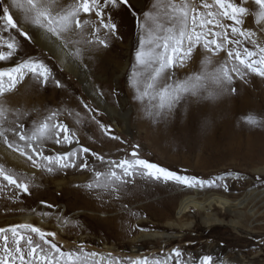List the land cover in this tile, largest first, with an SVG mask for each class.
Wrapping results in <instances>:
<instances>
[{
    "label": "rangeland",
    "instance_id": "1",
    "mask_svg": "<svg viewBox=\"0 0 264 264\" xmlns=\"http://www.w3.org/2000/svg\"><path fill=\"white\" fill-rule=\"evenodd\" d=\"M151 2L130 0L133 8L114 10L119 38L110 39L107 48L99 47L98 58L89 57L90 52H86L82 61L75 62V72L65 70L49 48L37 40L35 43L23 42L22 53L16 59L40 55L63 79L62 87L65 89L66 86V93L61 102H64L65 114L59 119L77 133L80 145L106 159L112 157L116 160L139 145L141 158L181 175L213 180L215 184L188 188L174 182H154L137 177L135 183L121 191L118 199L111 195L106 198L103 194L98 199L97 192L83 187L91 177L86 170L77 167L53 173L41 172L31 168L30 162L24 158L19 157L20 164H17L0 152V162H5L7 167L18 173H35L36 176L28 193L17 192L13 186L5 187L6 181L0 183V228L31 223L46 232L56 233L55 242L62 250L83 244L88 251L110 253L121 262L126 258L135 259L161 251L167 253L173 248H179L184 254L183 259L187 260L189 256L197 257L199 250H205L209 245L216 247L223 257L243 254L262 259L264 127L249 125L242 118L253 115L264 122V78L254 74H249L244 80L236 78L233 84L236 92H227L224 96L200 100L189 97L167 120L154 123L145 115V106L133 99L134 93L128 84L130 64L137 45L136 20L132 12L140 15L149 9ZM234 2L241 3V0ZM242 6L249 7L250 11L254 7L249 0H244ZM244 27L251 28L264 41V33L259 30L253 16L245 18ZM17 38L23 41L22 37ZM91 52L94 54L96 50ZM225 57L226 53H223L213 59L220 62ZM202 59V54L197 53L195 59L177 71V77L183 79L201 71ZM0 66L12 64L0 62ZM76 113L80 114V123H76ZM92 116L108 128V134ZM71 117L73 121L70 122ZM112 136L120 139H112ZM76 147L75 142L72 145L48 143L45 154L70 151ZM87 158L90 166L103 170L91 153ZM218 176L221 179L216 180ZM250 190L260 195L252 196ZM209 194L216 204L212 206V212L221 221L207 225L201 216L203 213L190 205L184 218H192L193 223L180 231L179 238L169 240L160 236L133 241L142 233H172L177 230L168 227L164 214H170V220H173L178 216L177 208L185 195H199L201 200ZM257 202L262 205L259 207ZM252 204L257 206L253 209L257 211L256 215L248 219L241 217L242 213L249 214L248 206ZM45 212L49 215L42 217L40 214ZM38 220L47 224L42 226ZM56 228H63V232ZM8 235L11 239V234ZM2 243L0 241V246Z\"/></svg>",
    "mask_w": 264,
    "mask_h": 264
},
{
    "label": "snow or ice",
    "instance_id": "2",
    "mask_svg": "<svg viewBox=\"0 0 264 264\" xmlns=\"http://www.w3.org/2000/svg\"><path fill=\"white\" fill-rule=\"evenodd\" d=\"M234 0H152L149 9L132 16L136 20L137 45L130 64L128 84L133 99L145 106V115L156 123L169 116L189 97L197 100L214 98L227 92L235 93L236 78L244 80L249 74L264 78V41L251 28L244 27L245 18H255L264 33V0H249L254 7L242 6ZM133 8L130 0H0V146L30 162L31 168L53 173L68 168H79L91 174L83 185L90 192L119 198L136 178L174 182L195 188L212 186L213 180L181 175L176 171L141 158L139 145L119 160L100 155L80 145L77 133L63 120L60 110H50L31 121L22 122L28 111L9 107L7 96L13 93L26 77L41 85L53 79L52 69L38 58L16 57L23 42L35 43L37 36L55 43L64 53L61 64L82 61L88 51L107 48L109 40L118 37L114 10ZM14 16L16 18H14ZM3 33H7L4 35ZM22 37L23 41L17 37ZM201 53L202 68L183 79L177 71ZM226 53L224 60L214 57ZM55 85L61 87L60 81ZM85 107H88L85 105ZM91 111V110H90ZM10 115L13 117L10 119ZM68 115L72 113L69 111ZM80 123V114H75ZM108 134V128L96 120ZM252 126L264 127V122L253 115L243 117ZM119 140L120 137L112 136ZM72 150L45 154L48 143L72 145ZM99 161L103 170L90 166L87 154ZM0 183L13 186L17 192L28 193L35 173H18L0 162ZM221 177H216V180ZM259 180L260 177H257ZM227 190V185H224ZM48 207H52L48 205ZM35 211V209H33ZM48 216L49 213H41ZM66 222V221H65ZM11 234V239L8 234ZM51 237V239H49ZM56 233L46 232L31 223L0 228V264H217L210 254L183 259V252L173 248L165 253L143 255L135 259L113 258L111 254L88 251L81 244L62 250L55 242ZM23 242V243H22Z\"/></svg>",
    "mask_w": 264,
    "mask_h": 264
},
{
    "label": "bare ground",
    "instance_id": "3",
    "mask_svg": "<svg viewBox=\"0 0 264 264\" xmlns=\"http://www.w3.org/2000/svg\"><path fill=\"white\" fill-rule=\"evenodd\" d=\"M36 40L42 46L48 47L49 50L52 52V54H54V57L57 60V62H59L61 64V61L58 59V57L59 58H63L64 53L61 51V49L55 43H53L50 40L43 39L39 35L37 36ZM89 52H90L89 57L98 58L99 52L97 50H96V52L94 54L91 51H89ZM21 53H22V49H21ZM31 58L41 59L45 63H47L49 65V67H50V64L46 61V59L44 57H41L40 55L38 56L36 54V55L32 56ZM75 62L76 61H73L71 63H64L63 65L61 64V66L67 71L75 72L76 71L75 70ZM52 72H53V79L50 80V82L47 85H41V84L35 82L33 79L27 77V79H25L20 85L17 86V89L13 93H11V94H9L7 96V101H8L9 107H11L13 109L19 108L22 111H28L29 112V116L22 121V122L25 123L26 127H28L31 124L32 120L38 118V114H39L40 117H42L48 111L54 110V109L55 110H60L62 115L65 114L64 107H63V103L64 102H61V101H62V98L64 97V95L66 93V86H65V89H63V87H62V85H63L62 84L63 83L62 80L63 79L61 80L60 77L56 75L57 72L55 73V71L53 69H52ZM55 80H59L60 81L61 87H57L55 85V82H54ZM223 96H224V94H223ZM239 97H240V95H239ZM12 118L13 117L10 115V119H12ZM69 121L70 122L73 121V118L71 117ZM0 152L8 160H12V161H15L17 164H20L19 163V157L17 156V154L11 153L10 150H9V152L7 154H5L4 151H3V147L2 146H0ZM249 192H250V194L252 196L260 195V193H257L254 190H250ZM103 195L106 198H109V196H110V195H107V194H103ZM206 201H208V203H205ZM214 201L215 200H213L211 195L210 196H206V197L203 196V198H201V200H199V195L197 197L192 196V195H185L179 202V205H178V208H177L178 216H176L175 219L170 220V214L169 215L164 214L166 216L165 219L167 220L168 227L172 226L171 228L177 229V230H173L172 233L171 232H169V233H159V232L142 233L139 236H136V238L134 237L135 239H133V241L134 240L135 241H139V240H143L145 238H153V237H160V236H163V237H165V238H167L169 240H171L173 238H176V237L179 238L180 237L179 236L180 235L179 234L180 231L183 230L184 227H188V226H190L193 223V219L192 218H190V217H187V218H190V219L184 218L185 217L184 213L190 207V205H192L193 208H195V209H197V210H199V211H201L203 213L201 216L203 218V221L207 225H213L214 223L221 221V219H219V217L216 215V213L212 212V206L216 205L215 203H213ZM165 202H166V200H165ZM161 204H162V202H161ZM257 205L260 207L262 204L257 202ZM248 207H249L248 208L249 214L248 213H242L241 217H246L248 219L249 216L256 215L257 211L253 210V209L257 208V206L255 204H252V205H249ZM159 216L160 217H164L160 213H159ZM38 222L42 226L47 224L45 221H42V220H38ZM56 229H58V231H60V232H63V228H56ZM111 249H115V248H111ZM200 250H199V253L196 252V253H198L196 258H198L202 254H210L216 259L217 264H264V258L255 259L254 257L243 255V254L233 255L231 257H227V255H226L225 257H223L221 255V253L218 252L219 250L216 247L214 248L212 245H209L208 247L206 246L205 250H201V251ZM235 250H237V249H235Z\"/></svg>",
    "mask_w": 264,
    "mask_h": 264
}]
</instances>
